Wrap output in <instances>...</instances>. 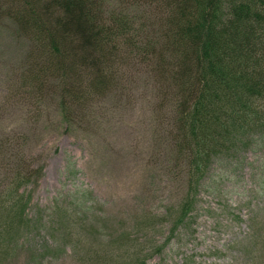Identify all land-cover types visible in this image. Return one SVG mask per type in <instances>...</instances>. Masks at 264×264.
Returning <instances> with one entry per match:
<instances>
[{"label":"trees","instance_id":"trees-1","mask_svg":"<svg viewBox=\"0 0 264 264\" xmlns=\"http://www.w3.org/2000/svg\"><path fill=\"white\" fill-rule=\"evenodd\" d=\"M112 1L0 0V18L13 21L34 44L30 79L56 80L64 107L103 97L134 66L148 69L169 107L172 151L186 175L184 196L159 216L170 225L169 235L148 250L134 239L136 224L128 244L86 247L80 219L87 211L85 190L72 193L81 208L75 218L57 207L55 223L43 232L29 213L32 171L19 162L4 170L0 189V264L23 248L35 264L68 253L75 264H146L189 226L199 187L216 160L264 150V0H126V8ZM140 7L146 13L139 26L133 11ZM260 166L264 170V156ZM256 192L264 198V171ZM147 222L140 226L151 227ZM236 247L243 259L228 264H264V211L252 215Z\"/></svg>","mask_w":264,"mask_h":264},{"label":"rangeland","instance_id":"rangeland-1","mask_svg":"<svg viewBox=\"0 0 264 264\" xmlns=\"http://www.w3.org/2000/svg\"><path fill=\"white\" fill-rule=\"evenodd\" d=\"M112 2L126 8V0ZM145 10L133 11L139 26ZM32 53L34 44L18 26L0 18V142L4 143L0 189L4 170L21 162L32 171L26 189L31 197L29 213L41 221L43 232L55 223L57 207L74 219L81 208L72 193L85 190L87 211L80 219L86 247L95 243L99 248L106 241L114 247L128 244L136 224L134 239L139 238L145 249L162 244L170 225L159 216L173 210L184 196L186 175L172 151L171 115L155 79L148 69L134 66L111 92L84 107L67 108L61 104L56 80L31 81ZM262 156L264 150L243 149L216 160L199 187L189 226L167 243L163 253L148 257L146 264L241 261L236 245L248 232L252 215L264 211L256 209L264 204L256 192L263 177ZM148 220L151 227L140 226ZM29 255L26 248L19 249L3 264H35ZM43 264L75 262L68 253Z\"/></svg>","mask_w":264,"mask_h":264}]
</instances>
